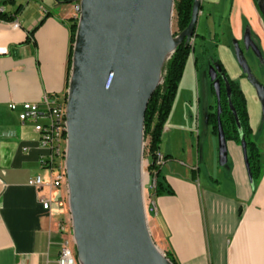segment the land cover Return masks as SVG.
Listing matches in <instances>:
<instances>
[{
	"label": "crops",
	"instance_id": "1",
	"mask_svg": "<svg viewBox=\"0 0 264 264\" xmlns=\"http://www.w3.org/2000/svg\"><path fill=\"white\" fill-rule=\"evenodd\" d=\"M258 1L204 0L207 13L201 15L206 20L225 18L232 44H261L257 54L264 60ZM74 6L65 0H0V264H58V225L70 217L56 204L51 212L43 207L42 199L56 201L61 190L46 186L38 191L30 185L36 176L50 180V172L41 166L49 151L40 145L34 124L20 121L19 111L24 103L67 93ZM221 30L208 40L222 50L217 60L225 68L229 61L234 67L230 77L241 80L242 68L230 47H223L231 43ZM241 85L255 134L259 99L246 82ZM187 99L188 108L180 107L179 97L175 100L164 129L161 152L168 159L161 179L175 194L156 197L149 190L151 231L178 264H264V173L259 183L252 181L243 146L213 134L207 115L214 104L207 109L194 90ZM12 103L17 111L10 109ZM178 146L182 154L188 150L190 168L178 161Z\"/></svg>",
	"mask_w": 264,
	"mask_h": 264
},
{
	"label": "water",
	"instance_id": "2",
	"mask_svg": "<svg viewBox=\"0 0 264 264\" xmlns=\"http://www.w3.org/2000/svg\"><path fill=\"white\" fill-rule=\"evenodd\" d=\"M80 4L67 91L66 164L79 263L173 264L148 226L145 115L163 84L165 64L196 36L201 0H194L191 22L177 36L175 0ZM258 4L264 18V0ZM238 62L264 105V85L242 54ZM219 136L226 141L221 128Z\"/></svg>",
	"mask_w": 264,
	"mask_h": 264
},
{
	"label": "trees",
	"instance_id": "3",
	"mask_svg": "<svg viewBox=\"0 0 264 264\" xmlns=\"http://www.w3.org/2000/svg\"><path fill=\"white\" fill-rule=\"evenodd\" d=\"M75 0H65L66 3H73ZM194 0H178L175 4L178 33L180 35L190 24L193 12ZM22 7L18 9L21 12ZM1 15V14H0ZM3 17H6L5 15ZM77 31V22L71 27L72 49L70 54V67L72 65L73 44ZM196 34V31H195ZM193 46L183 43L171 56L163 69V84L155 91L151 98L145 115V139L148 143V171L151 180L156 179V197L164 194L174 195V190L165 185L161 179V170L156 166L157 153L161 151L162 137L166 123L172 112L177 97L179 84L183 78L188 60L191 57ZM223 82L217 92L219 111L210 113L207 123L212 127L214 135L222 129L226 141H234L237 144L245 142L247 150V163L252 181H260L264 173L263 153L253 139L254 131L251 126L248 100L240 83L232 79L223 69ZM226 79L229 84L228 93ZM166 159L168 157L166 156ZM166 256L173 264H178L177 259L171 252Z\"/></svg>",
	"mask_w": 264,
	"mask_h": 264
},
{
	"label": "built area",
	"instance_id": "4",
	"mask_svg": "<svg viewBox=\"0 0 264 264\" xmlns=\"http://www.w3.org/2000/svg\"><path fill=\"white\" fill-rule=\"evenodd\" d=\"M75 20L78 23L82 8L81 0H75ZM17 26V24H16ZM193 46V44H191ZM10 109L17 111L16 103L10 104ZM63 118H67V93L62 97L60 95L45 96L41 103H24L19 111V119L22 123L34 124V130L40 136V145L49 151V155L41 158L42 168L50 172V180L45 182L41 176H36L30 180V185L37 188L38 191L44 187H50L53 190H61L62 196L56 201L51 198L42 199L45 210L51 212L53 204L67 216L69 209L68 176H67V157L68 146L62 145V137L65 134L63 130ZM45 119L46 122H42ZM146 148V146H145ZM166 157L160 151L157 153L156 166L162 168L166 164ZM148 165L149 159L144 157V166ZM149 181L147 191L156 189V179L151 180V174L147 172ZM146 190V187H145ZM148 213V208H147ZM59 233L62 236L61 252L58 264H75V255L77 254L76 243L74 240L73 229L66 225V219L58 225Z\"/></svg>",
	"mask_w": 264,
	"mask_h": 264
},
{
	"label": "rangeland",
	"instance_id": "5",
	"mask_svg": "<svg viewBox=\"0 0 264 264\" xmlns=\"http://www.w3.org/2000/svg\"><path fill=\"white\" fill-rule=\"evenodd\" d=\"M177 2L178 0H175V4ZM206 6L207 4L204 3V0H201V7H203V9H201V12L199 14L198 23L196 27V34H198V37H194V39L191 42V44H193L192 54H191L190 59L188 60L189 62L187 63V66L184 71L183 78L179 84L178 93H177V99L179 97V100H180L179 101L180 107H183V105H185L188 108L189 103L186 101L189 100L187 98L189 97V95L191 96L193 90L196 91L198 95H200L201 100H202V105L206 104L207 109L209 107V104L211 103L214 105L216 104L215 89H217V87L219 88L220 86V81L218 78H216L217 76L216 69H218L220 72H222V69L219 65H217L216 67L214 62L215 60H217L218 54L220 55L222 53V50H217L216 44H211V42L208 40L211 34L213 38L215 32L217 31V33H219V30L222 27V30L225 33H227V35L225 36L226 38L225 41H228L229 43H231V44H223V47H226V48L230 47L231 53L236 57L237 61L239 60V57L241 54L243 56L246 54V57H249L248 50L246 51L242 50L241 44H232L231 37L230 35H228L229 30H228V26L226 25L227 21L225 20V18H222V19L208 18V20H206L205 17L204 18L202 17L201 14L204 12V10L207 13ZM216 24L218 25V27L215 26ZM215 27L218 28V30H216ZM172 31L175 34L178 33L176 11L174 12V17L172 20ZM203 36H205V39H203ZM195 58H197L198 63L194 65ZM254 63H255L254 72L256 76L254 77L258 81H261L264 83V61L262 59H258V60H255ZM226 66H227L226 70H227L228 76H231L232 73L235 72V70H233L234 67L231 66L230 61L228 62ZM195 67H197V69ZM211 76H213V79L211 78ZM237 81L240 82V84L242 83V80L240 79H237ZM244 83L245 81H243V84ZM226 84H227L228 93L230 95L229 84L227 82V79H226ZM250 85L253 87L251 83ZM192 103H193L192 105L196 106L195 102H192ZM257 108H258L257 124H260V127L258 128V131L255 132L253 139L260 146L264 154V105L259 101V105H257ZM165 132L166 131H164V133ZM145 140H146L145 159H147L149 139H145ZM181 146H182V149L187 148L186 144H183V145L181 144ZM181 146H178L179 154L176 157L178 161H180L183 164V166H185L186 168H190L191 162L189 160V156L187 155L188 150L186 151V154H182ZM197 158H198V155L196 153V160ZM184 170L186 169L184 168ZM147 172H148V165L146 163L144 167V173L146 174ZM256 183H259V181H257ZM148 186L150 187V185H148L147 183L145 185L146 187L145 202H146L147 208L152 199V196L148 193L149 191H147ZM148 226H149L154 243L166 255L167 251L161 245L160 241L156 237H154L151 231L149 221H148Z\"/></svg>",
	"mask_w": 264,
	"mask_h": 264
},
{
	"label": "flooded vegetation",
	"instance_id": "6",
	"mask_svg": "<svg viewBox=\"0 0 264 264\" xmlns=\"http://www.w3.org/2000/svg\"><path fill=\"white\" fill-rule=\"evenodd\" d=\"M195 37H198L197 36V34H196V36ZM235 44H238V43H235ZM239 44H241V49L242 50H244V51H246V50H248V54H249V57H246V54L244 55L245 56V59H246V61H247V64H248V66H249V68H250V70H251V72L253 73V75L255 76V72H254V67H255V60H258V59H261L260 57H259V54H257V49H261L262 50V48H261V44H252L250 41H248V42H245V41H242V42H240ZM208 51V50H207ZM245 53V52H244ZM215 66L217 67V65H219L220 67H221V69H222V72H220L218 69H216V78H218L219 79V81H220V84L223 82V69H225L226 70V68L224 67V65L222 64V62H220V61H218V60H215ZM226 74L228 75V73H227V70H226ZM256 77V76H255ZM241 80H243V81H245L254 91H255V88H253L251 85H250V82H249V80H248V78L245 76V74L243 73V70H242V74H241ZM259 82H261V81H259ZM240 83V82H239ZM263 85H264V83L263 82H261ZM241 85V84H240ZM241 87H242V85H241ZM243 89V88H242ZM218 90H219V88L217 87V89H215V94H216V104L214 105V107H212V109H211V111H210V113H214V112H218L219 111V107H218V99H217V97H218V95H217V92H218ZM244 91V90H243ZM256 92V91H255ZM209 113V114H210ZM208 114V115H209ZM208 115H207V117H208ZM219 134V133H218ZM217 134V135H218ZM216 135V136H217ZM262 151V150H261ZM263 153V152H262Z\"/></svg>",
	"mask_w": 264,
	"mask_h": 264
},
{
	"label": "bare ground",
	"instance_id": "7",
	"mask_svg": "<svg viewBox=\"0 0 264 264\" xmlns=\"http://www.w3.org/2000/svg\"><path fill=\"white\" fill-rule=\"evenodd\" d=\"M63 130L65 131L64 136L62 137V145L63 146H68V122H67V118H63ZM149 181V176L146 173H143V184L144 186L148 183ZM146 193V190H144V195ZM146 205V202H145ZM147 208V206H146ZM67 215H69V221L67 222V218H66V225L69 226V229H73V225H72V218H71V214L70 211H67ZM75 264H80L79 260H78V254L75 255Z\"/></svg>",
	"mask_w": 264,
	"mask_h": 264
}]
</instances>
